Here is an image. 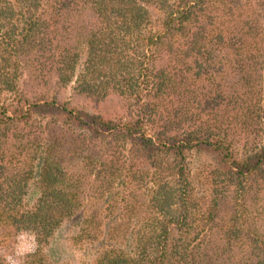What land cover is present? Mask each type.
<instances>
[{
    "label": "trees",
    "instance_id": "16d2710c",
    "mask_svg": "<svg viewBox=\"0 0 264 264\" xmlns=\"http://www.w3.org/2000/svg\"><path fill=\"white\" fill-rule=\"evenodd\" d=\"M20 233L19 264H264V0H0Z\"/></svg>",
    "mask_w": 264,
    "mask_h": 264
},
{
    "label": "rangeland",
    "instance_id": "374dc122",
    "mask_svg": "<svg viewBox=\"0 0 264 264\" xmlns=\"http://www.w3.org/2000/svg\"><path fill=\"white\" fill-rule=\"evenodd\" d=\"M65 234V228L60 231L59 238ZM37 240L32 233H20L12 238L0 239V258L9 264H19L22 256L37 251Z\"/></svg>",
    "mask_w": 264,
    "mask_h": 264
}]
</instances>
